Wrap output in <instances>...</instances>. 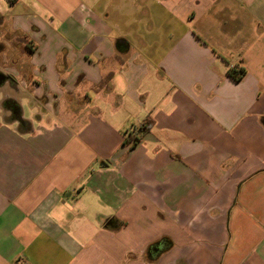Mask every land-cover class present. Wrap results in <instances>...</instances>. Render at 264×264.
Masks as SVG:
<instances>
[{"label":"crops","instance_id":"obj_1","mask_svg":"<svg viewBox=\"0 0 264 264\" xmlns=\"http://www.w3.org/2000/svg\"><path fill=\"white\" fill-rule=\"evenodd\" d=\"M0 264H264V0H0Z\"/></svg>","mask_w":264,"mask_h":264},{"label":"trees","instance_id":"obj_2","mask_svg":"<svg viewBox=\"0 0 264 264\" xmlns=\"http://www.w3.org/2000/svg\"><path fill=\"white\" fill-rule=\"evenodd\" d=\"M244 74H245V71L243 69H237V68L229 69L227 72L228 77L236 83L242 79ZM4 107L7 109L18 108V106L14 104L12 101H6L4 103ZM150 126H151V123L149 121H146L145 125H143L137 130V133L127 135V137L124 139V142H123L124 145H131L133 147L137 143L139 138L148 132ZM166 249H167V246L165 245V242L160 241L148 249L147 258L150 261H152L155 259L154 258L155 255H153L152 253H157V252L160 253ZM153 250H156V251L154 252Z\"/></svg>","mask_w":264,"mask_h":264},{"label":"flooded vegetation","instance_id":"obj_3","mask_svg":"<svg viewBox=\"0 0 264 264\" xmlns=\"http://www.w3.org/2000/svg\"><path fill=\"white\" fill-rule=\"evenodd\" d=\"M19 116H20V111L18 110V108H12L11 113H10L11 120L16 121L19 118ZM18 124H19V127L21 128H25L27 125V123L23 121H21Z\"/></svg>","mask_w":264,"mask_h":264},{"label":"rangeland","instance_id":"obj_4","mask_svg":"<svg viewBox=\"0 0 264 264\" xmlns=\"http://www.w3.org/2000/svg\"><path fill=\"white\" fill-rule=\"evenodd\" d=\"M146 29H147V28H146ZM23 109H24V116H25L26 118L31 117L30 112L27 110V108H23ZM9 120H11L10 117H9Z\"/></svg>","mask_w":264,"mask_h":264},{"label":"water","instance_id":"obj_5","mask_svg":"<svg viewBox=\"0 0 264 264\" xmlns=\"http://www.w3.org/2000/svg\"><path fill=\"white\" fill-rule=\"evenodd\" d=\"M22 121L21 119V115L19 116V118L16 120L17 123H20Z\"/></svg>","mask_w":264,"mask_h":264}]
</instances>
